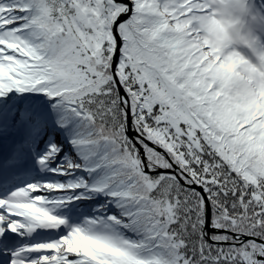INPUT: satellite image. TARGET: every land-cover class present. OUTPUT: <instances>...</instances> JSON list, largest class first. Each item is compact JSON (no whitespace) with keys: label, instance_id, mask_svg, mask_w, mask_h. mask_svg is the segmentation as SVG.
Segmentation results:
<instances>
[{"label":"snow or ice","instance_id":"obj_1","mask_svg":"<svg viewBox=\"0 0 264 264\" xmlns=\"http://www.w3.org/2000/svg\"><path fill=\"white\" fill-rule=\"evenodd\" d=\"M0 264H264V0H0Z\"/></svg>","mask_w":264,"mask_h":264}]
</instances>
